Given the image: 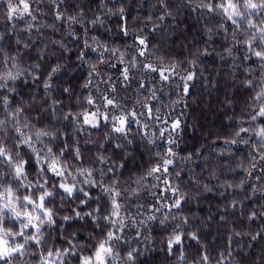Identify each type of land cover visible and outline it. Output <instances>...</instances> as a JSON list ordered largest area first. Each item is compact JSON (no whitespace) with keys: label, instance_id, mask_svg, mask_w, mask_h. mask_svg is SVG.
I'll return each instance as SVG.
<instances>
[{"label":"trees","instance_id":"16d2710c","mask_svg":"<svg viewBox=\"0 0 264 264\" xmlns=\"http://www.w3.org/2000/svg\"><path fill=\"white\" fill-rule=\"evenodd\" d=\"M27 2L34 20L27 15L9 20L8 3L17 5L20 0H0V35L4 37L0 40V76L9 71L22 73L16 80L7 81L12 92L0 88V100L8 97L12 110L23 108L22 121L26 119L35 128L56 134L58 139L48 147L53 152L67 149L60 157L62 162L67 157V180L61 182L71 184L73 178L83 181L77 169H93L97 178L98 170L112 168L104 180L116 175L121 187L141 189L139 196L129 201L126 227L119 233L123 239L115 249L120 254L118 264H264V161L259 159L264 146L253 130L264 126V118L251 121L259 104L253 103L254 92L244 83L249 78L260 79L264 73L251 60L243 59L242 46L234 43L231 22L199 7L208 0H164V4L161 0ZM58 14L63 18L57 19ZM221 21L228 31L220 27ZM243 38V33L235 37ZM138 39H145L147 45L142 57L138 55L143 48ZM99 45L119 52H104L105 63H100L103 49ZM81 53L84 60L79 59ZM119 53L124 54L123 64ZM37 64L38 69L34 67ZM90 64L96 65L98 76L90 71ZM146 64L159 71L146 70ZM57 65L61 70L52 74L51 69ZM124 68L129 69V81L121 75ZM189 74L194 77L191 81L186 79ZM46 82L52 84L48 90L44 88ZM110 85L116 86L115 94ZM65 88L70 92L65 93ZM101 94L115 95L124 104L122 109L101 106L100 111L110 117L128 108L137 112L138 123L131 126L128 137L131 144L117 149L114 144L120 142L118 138L107 140L108 136L119 135L111 132V124L92 128L83 124V117L77 119L81 113L96 111V106L87 104V97L91 95L100 105ZM141 104L151 108L150 115H140L147 111ZM66 113L73 114L68 121L63 118ZM36 116L41 119L35 120ZM4 118L5 110L0 106V119ZM177 120L180 126L173 130ZM241 128L249 131L242 132ZM149 139L155 143H149ZM44 140L47 142V137ZM170 140L175 143L169 144ZM36 147L42 145L37 143ZM74 147L80 148L79 160L74 159ZM168 147L174 156L166 155ZM101 155L106 162L98 159ZM161 157L174 163L167 173L149 176V170L162 163ZM253 163L257 167L249 176L245 169ZM116 164L124 167L117 168ZM30 165L31 180L36 166L32 162ZM48 177L50 184L60 180L51 173ZM77 186L92 197L100 195L98 188L83 183ZM168 188H176L184 196L179 209L171 207L175 197ZM81 199V193L71 198L61 193L46 205L58 213L57 223L45 232L49 249L68 248L70 241L81 255L91 254L95 243L91 238L102 229L96 228L88 216L62 220L63 216L73 217L77 211L83 215L98 206L95 199L85 204ZM253 213L255 218L250 219ZM149 215L157 219L145 223ZM160 219L165 220L163 225ZM177 233L183 234L182 243L172 245L169 251L168 242ZM193 233L197 240L191 238ZM133 249L137 250L133 252L135 259L129 262L127 253ZM23 259L37 261V256ZM65 264H80V260L70 256Z\"/></svg>","mask_w":264,"mask_h":264},{"label":"snow or ice","instance_id":"6c2138e0","mask_svg":"<svg viewBox=\"0 0 264 264\" xmlns=\"http://www.w3.org/2000/svg\"><path fill=\"white\" fill-rule=\"evenodd\" d=\"M161 4H164V0H161ZM22 5V7H21ZM8 19H23L25 15L31 19L36 17L32 15L30 11V4L27 0H20V3L13 5L8 3ZM200 8L206 10L208 13L214 16H222L227 21L231 22L233 26V38L234 43L237 46L243 48V59L251 60L261 71L264 73V0H208L206 3L199 5ZM121 15L123 9H120ZM166 15H171L166 12ZM57 19L63 18L61 15H57ZM69 20H75L74 17H69ZM163 19V17H161ZM93 24L97 21L93 20ZM244 26L243 28L241 26ZM220 27L225 31L228 28L221 21ZM31 28V25L29 26ZM121 31L124 35H128L126 28L121 27ZM244 34L242 40L235 39L237 34ZM4 39L0 35V40ZM138 45L143 46L138 51L139 56H144V49L147 47L145 39H138ZM27 48L28 45H25ZM85 47H90L85 44ZM103 50L100 53V63H105L103 59L104 52H111L113 54L119 52L118 49L108 48L103 45H99ZM96 51V49H92ZM232 50L229 49L231 55ZM84 53H81L79 59L84 60ZM124 54L119 53L120 62L124 63ZM115 67V65H111ZM133 66H135L133 64ZM39 68V64L34 66ZM145 69L151 72L159 71L158 68L152 64H146ZM60 66L57 65L51 69L52 74H57L60 71ZM90 71L99 75L96 72V65L90 64ZM251 73L252 69H247ZM22 73L17 72L15 75L9 71L3 76H0V88L7 89L8 92H12L13 89L7 87L8 80H16ZM121 75L124 81H129V69L124 68ZM160 75L167 80L168 76L160 72ZM193 75L189 74L186 79L191 81ZM48 80H52V75H49ZM245 86L252 92V100L254 104H259L253 114L251 115V121H256L258 118H264V77L260 79L249 78L245 82ZM91 81L84 85L88 88ZM52 87L51 83L46 82L44 88L46 90ZM111 93L115 94L118 90L115 85H110ZM258 89V90H257ZM187 91V88L184 89ZM65 93L70 92V89L65 88ZM124 98H121L123 100ZM101 104L97 105V101L89 95L87 97V104L89 106H96V111L89 114L81 113L77 116V119L83 117L82 122L92 128H101L102 125L111 124V132L119 134L118 137L108 136L107 140L119 139V143L114 144V147L119 149L126 144H131L129 139L131 132V126L138 123L136 117L137 112L128 108L127 111H121L119 115L109 116L106 112L100 111V107L103 106L106 110L109 109H122L124 104L116 98L115 95L111 97L109 95H100ZM56 103H59L58 101ZM136 103H141L136 101ZM0 106L5 110V118L0 119V264H65L66 258L70 256L78 257L80 264H118L120 254L117 252L116 246L121 242L123 237L119 233H123L126 227L125 216L127 215L132 197H138L141 189L139 187L133 188L131 186L121 187L117 180L116 175L109 176L108 180H104L103 177L113 171L112 168H105L98 170L100 175L97 178L93 176V169L83 168L77 169L80 176L84 177L83 181H76L73 178L71 184L66 181L67 176V157H64L63 162L60 157H63L66 148H57L56 152H53L48 144L54 143L58 137L55 133L37 129L34 125L30 124L26 119L21 120V113L23 108H15L12 110L11 102L8 97H4L0 100ZM141 107H147L141 104ZM151 108L147 107V111L140 113V115H150ZM72 113H66L64 120L68 121L72 117ZM35 120L39 121L40 116H36ZM180 121L177 120L172 124V129H178ZM254 134L264 146V126L254 127ZM242 132H248V128H241ZM239 135V133H237ZM163 137V133H161ZM47 137V142L44 138ZM149 143H155L154 140L149 139ZM243 143H247V140H243ZM42 145L40 149L36 147V144ZM67 141L64 144L67 145ZM169 144H174V140L168 141ZM236 143V141H232ZM74 159L79 160L81 158V151L79 147L73 149ZM70 153V154H73ZM166 155L172 157L175 155L171 147L166 150ZM160 156V153H157ZM27 157V159L25 158ZM98 159L101 162H106V157L99 156ZM261 161H264V153L259 156ZM162 163H158L152 167L148 175L152 176L159 172H168V166L174 163L171 158L161 157ZM30 162L36 166V172L33 174V179H29L28 168L31 166ZM115 167L123 168V164H116ZM257 165L252 164L251 168L245 169L249 176L252 174V169H255ZM51 173L53 177H59L60 180H53V183H49L48 174ZM78 183L87 184L93 188H98L100 195L92 197L88 192H85L84 188L78 187ZM139 185V181H136ZM164 183L167 185L168 181ZM242 187V185H240ZM52 189V190H50ZM175 197L171 207L179 209L184 201V196L178 192L176 188H168ZM211 191L210 188L206 189ZM27 193V194H25ZM63 193L66 197H73L74 193H81L84 199L80 200L81 204H85L88 200L95 199L98 205L91 212H86L83 215L81 212H75L73 217L63 216L62 220L67 222L70 219H83L84 216H88L94 222L96 228H101V233L92 237L95 243L92 246L90 255H81L76 251V245L68 241L69 247L65 249H49L47 247V240L45 239V232L48 228H52L56 223V215L58 213L48 206L52 204L54 199ZM156 196V193H152ZM35 197V198H34ZM137 207H143L138 205ZM162 207H169L168 205H162ZM235 207V204H233ZM159 211V208L155 209ZM105 212L107 214H105ZM123 213V214H122ZM250 219L255 218V213L252 214ZM157 218L155 215H149L146 217V221H155ZM164 219L159 220V224L163 225ZM182 223L187 224L186 220H182ZM134 226V225H133ZM182 233H177L169 240V251L172 250V245H180L182 243ZM50 239V236L48 237ZM191 238L197 240L198 237L195 233ZM126 242V241H125ZM31 250V251H30ZM137 251L133 249L127 253L126 260L134 261L135 257L133 252ZM32 255L37 256V261L31 259H23L24 257H30ZM183 259V257H181ZM208 257L204 256L203 260L207 261Z\"/></svg>","mask_w":264,"mask_h":264},{"label":"rangeland","instance_id":"374dc122","mask_svg":"<svg viewBox=\"0 0 264 264\" xmlns=\"http://www.w3.org/2000/svg\"><path fill=\"white\" fill-rule=\"evenodd\" d=\"M90 113H91V112H88V113H87V114H89V118H90Z\"/></svg>","mask_w":264,"mask_h":264}]
</instances>
